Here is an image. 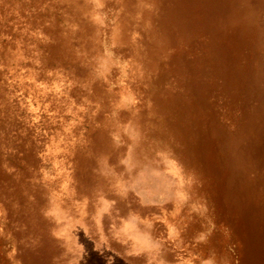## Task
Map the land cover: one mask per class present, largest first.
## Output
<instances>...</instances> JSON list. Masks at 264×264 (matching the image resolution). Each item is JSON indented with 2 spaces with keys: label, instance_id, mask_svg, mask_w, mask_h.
I'll list each match as a JSON object with an SVG mask.
<instances>
[{
  "label": "rangeland",
  "instance_id": "rangeland-1",
  "mask_svg": "<svg viewBox=\"0 0 264 264\" xmlns=\"http://www.w3.org/2000/svg\"><path fill=\"white\" fill-rule=\"evenodd\" d=\"M0 264H264V0H0Z\"/></svg>",
  "mask_w": 264,
  "mask_h": 264
}]
</instances>
